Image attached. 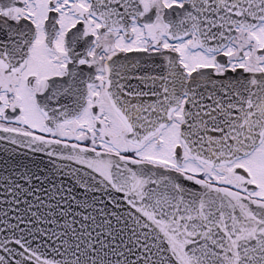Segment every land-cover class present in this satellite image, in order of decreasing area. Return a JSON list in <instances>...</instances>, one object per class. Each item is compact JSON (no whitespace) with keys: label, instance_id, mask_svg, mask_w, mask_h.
<instances>
[{"label":"snow or ice","instance_id":"obj_1","mask_svg":"<svg viewBox=\"0 0 264 264\" xmlns=\"http://www.w3.org/2000/svg\"><path fill=\"white\" fill-rule=\"evenodd\" d=\"M0 264H264V0H0Z\"/></svg>","mask_w":264,"mask_h":264}]
</instances>
